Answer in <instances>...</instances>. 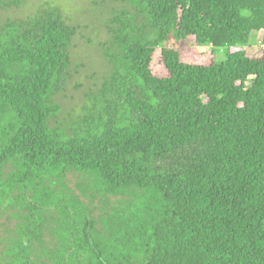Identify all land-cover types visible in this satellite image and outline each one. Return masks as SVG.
<instances>
[{
	"label": "trees",
	"instance_id": "trees-1",
	"mask_svg": "<svg viewBox=\"0 0 264 264\" xmlns=\"http://www.w3.org/2000/svg\"><path fill=\"white\" fill-rule=\"evenodd\" d=\"M121 1L113 113L71 133L67 27L0 28V264H264V0Z\"/></svg>",
	"mask_w": 264,
	"mask_h": 264
},
{
	"label": "rangeland",
	"instance_id": "rangeland-1",
	"mask_svg": "<svg viewBox=\"0 0 264 264\" xmlns=\"http://www.w3.org/2000/svg\"><path fill=\"white\" fill-rule=\"evenodd\" d=\"M129 17L135 22V31L145 26L136 12L121 0H12L0 5L1 29L24 30L34 21L55 18L70 32L68 67L52 96V102L59 110L49 120L51 128L71 133L85 124L93 126L102 109L105 113H113L118 94L116 83L120 79L116 72L115 36L122 21L129 20ZM261 34H251L248 52H260ZM190 46L196 48L193 39H190ZM197 49L200 52L208 50L205 46ZM215 54L217 60L223 57L222 52ZM151 69L159 76L165 74L158 58L152 62ZM8 216H0V238L6 236L7 228L15 223L13 216Z\"/></svg>",
	"mask_w": 264,
	"mask_h": 264
}]
</instances>
